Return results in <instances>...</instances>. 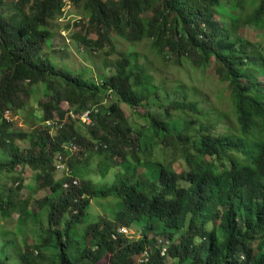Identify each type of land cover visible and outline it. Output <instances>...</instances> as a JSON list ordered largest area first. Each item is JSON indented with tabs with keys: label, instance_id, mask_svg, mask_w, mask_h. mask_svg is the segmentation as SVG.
Returning a JSON list of instances; mask_svg holds the SVG:
<instances>
[{
	"label": "trees",
	"instance_id": "trees-1",
	"mask_svg": "<svg viewBox=\"0 0 264 264\" xmlns=\"http://www.w3.org/2000/svg\"><path fill=\"white\" fill-rule=\"evenodd\" d=\"M74 1L83 4L98 33L94 41L83 38L86 44L101 45L108 27L123 32L128 27L134 41L150 39L164 58L173 54L179 65L187 60L203 69L213 57L218 78L227 84L237 128L207 134L210 126L197 123L194 129L191 112L204 116L198 102L158 86L155 76L136 60L121 59L96 82L43 59V42L54 37L50 25L64 15L66 0H15L8 17L0 11V176L11 177L16 184L0 182V216L6 219L17 211L21 221L27 216L39 220L37 226L46 234L34 248L51 247V264H100L108 256L110 264H134L146 251V264H264V85L259 80L264 72V43L259 46L237 37L240 24L264 29V0ZM4 3L0 0V9ZM226 5L248 12L232 15L225 11ZM215 14L224 24L214 21ZM176 90L184 92L181 86ZM109 97L110 102L104 103ZM38 98L43 111L35 113L36 122H51L28 137L11 127L7 115L20 113ZM64 100L70 105L67 111L60 106ZM120 103L132 109L145 103L155 109L150 111L153 124L148 129L154 135L146 142ZM167 105L181 114L161 120L170 113ZM87 110L90 124L80 117ZM214 115L220 119L221 115ZM78 123L88 127L89 139ZM216 123L209 122L214 127ZM20 137L30 143L27 152L16 143ZM166 139L175 143L176 155L188 170L177 172L176 158L166 164L152 160L157 148L167 145ZM72 144L77 147L72 149ZM94 145L96 154L105 157L92 169L93 175L101 171L103 178L98 181L87 176L89 163L79 165L76 157L81 147L91 157ZM56 152L67 158L61 176H55ZM117 156L125 162L110 165ZM17 165H22L19 172ZM26 167L34 169L36 180L50 189L38 215L26 201L18 200ZM98 199H109L108 207L118 208L115 215L108 207L107 211L120 224L142 223L141 238L119 233L121 228L105 218L88 222L92 202ZM82 223L85 229H80ZM1 244L4 253L13 242ZM14 251L17 259L5 252L1 263L38 264L41 258Z\"/></svg>",
	"mask_w": 264,
	"mask_h": 264
},
{
	"label": "rangeland",
	"instance_id": "rangeland-1",
	"mask_svg": "<svg viewBox=\"0 0 264 264\" xmlns=\"http://www.w3.org/2000/svg\"><path fill=\"white\" fill-rule=\"evenodd\" d=\"M114 1L118 2L119 0ZM14 2L15 0H5V6L0 9V11L7 14L5 15L6 17H8V14L11 13L13 9H15ZM222 3L224 4L225 1ZM217 8L219 9L218 6ZM225 11L232 15H244L248 12V9L245 11L238 9L236 11L232 8V6L226 5ZM149 14H152V12L150 11ZM229 18L232 19L231 17ZM79 19L82 20L79 21ZM230 19L227 22V25L229 26L232 25V21ZM214 21L219 22L220 24L223 23L218 14H215ZM50 28H52L51 30L54 32V37L49 39L48 42H43L44 50L41 55L43 59H50L51 62L55 63L59 67L69 69L75 74H79L83 77H92L90 79H93L96 82L101 81L99 76L104 73L111 72L110 67L115 68V64H118L121 59L128 58L132 63L133 60H136L137 62L142 63L147 68V71H150L155 76V83L158 86L166 88L167 92H175V94H178L180 97L187 94L190 99H195V101L198 102L199 108H203L204 116L200 117L198 113L196 114L191 112L189 119L191 118L190 120L193 121L194 129L197 126V123L210 126V128L206 131L207 134L210 131H213V134H217L227 130L229 127H233L234 129L237 128L235 110L231 98L229 97L227 84H222L221 80L218 78L216 70L217 65L213 57H210V61L203 69L196 67L194 64H190L187 60L183 61L184 65H179L177 64V61H175L173 54H167L164 58L163 55L152 46L150 39L143 38L142 40L134 41L130 36L128 27H125V32L115 26L112 28L108 27L106 28V30H108V34H106L104 40L101 41V45L99 44L95 47L92 43L86 44L82 40L83 38L94 41L97 39L98 33L90 24L89 14L84 9L83 4H77L74 0H66L64 15L62 17L58 16L55 20H53ZM237 37L239 39L247 40L250 44H257L261 46V44L264 43V29L261 30L249 25L240 24L237 31ZM106 38L108 39L106 40ZM262 74L263 75L259 76V80L264 85V72ZM178 86L183 87L184 92L177 91L176 89ZM186 90L187 93H185ZM39 99L40 98L30 100L24 108L19 110L20 113L13 112V115L8 113L7 118H9L12 122L11 127L13 129L22 131V134L31 137L34 134L35 129L43 130L45 129V125H49L48 121L50 120L41 123L36 122L37 117L35 113L37 114L42 110L38 106ZM110 100V97L106 98L104 103L110 102ZM145 103L135 107L134 109L128 107L125 103H120V106L125 115L128 116L130 123L137 128V131L144 133V136H146V142L149 135H154L150 133L148 129L152 127L153 124L150 117V111L155 109L146 107ZM60 106L65 111H67L70 107L68 102L65 100L61 102ZM166 108L170 109V113H168L167 116L161 117V120L163 121H168L169 119H172V117L176 118L181 114V112L174 110L171 106L167 105ZM165 109L163 108L161 111L166 113ZM217 113L218 115H221L218 120L214 115ZM209 122L217 123L214 127L210 125ZM78 125L80 126L83 134L87 136V139H89L88 127L80 123H78ZM52 134H55V131H52ZM160 137L165 140L166 136L160 134ZM160 137H156V141L159 143L162 141ZM16 143L19 148L22 149V152H27L29 149L30 143L25 137H20L17 139ZM165 144L167 145H163L164 147L159 146L157 148L155 156L152 160L166 164L170 159L176 158V162L174 163L176 171L181 173L188 170L186 162L182 160L179 155H176L175 143H172L171 139H166ZM167 146L170 147L167 149ZM71 147L75 149L77 145L72 144ZM81 149L82 150L76 155L79 159L77 163H79V165L81 163H89L87 167L91 169V171H89L86 167L88 171L87 176H93L96 181L101 180L103 178L101 171H97L93 175L92 173L95 171L92 169L93 167L101 165L105 162V157L96 154V145H94L95 152L91 157L89 151H85L82 147ZM126 150L129 153V158L133 160L130 148H126ZM141 157L144 158V156ZM53 158L54 161L56 158L63 159V166L61 164V169L56 171L55 176H61L63 172L66 173L67 158L60 156L59 152H56ZM206 160L212 167L211 159L206 157ZM122 162H125V159L122 156H117L111 161L110 165L117 166ZM104 165L106 166L107 164L105 163ZM21 167L22 165H17L16 171H21ZM152 171L158 172L155 167H152ZM36 173L37 172L34 169L26 167L22 179L24 186L18 194V200L20 202L26 201L30 210L38 215V212L45 209L42 204L44 203L46 196L50 194V189L44 188L40 185V182L36 180ZM0 182L7 183L8 186H16L11 177L6 178L5 175L0 176ZM108 201L109 199L93 200L91 207L92 213L89 211L90 215L86 216V220L90 223L101 221L103 218L111 220V222L113 221L117 224L118 228H121L119 233L128 235L130 239L134 238L135 240H139L143 234L141 227L144 225L142 226V223H138V225L134 224L132 227H129L127 225L120 224L116 217H114L118 208H112V206L108 207ZM107 207L110 210L112 209L111 212L114 215L107 211ZM38 222L39 220L35 222L31 216L23 217V221H21L17 211H14L12 215L6 219H3L0 216V244L5 241H11L14 245V247H12L13 245L8 246L5 252L15 259H17L19 255L15 253L14 249H17L20 254L24 252H33L34 255L41 256L38 264H51V257L54 256V252L51 247H43V250L34 248L35 244H40L42 242L43 237H45L46 234L45 232L40 231L37 226ZM47 226L48 224L44 227V229ZM122 227L126 228L128 233H124ZM85 228L86 224L82 223L80 225V229ZM117 236L118 235H115V238H117ZM178 236V239L180 240V234ZM150 238H153L152 234ZM159 239L164 240V237ZM1 246L2 244L0 245V249ZM5 252L0 253V260L1 257L5 256ZM143 257L147 263L148 258L145 254H143L137 257L134 264H146ZM11 260L12 259H10L9 262ZM110 261L111 258L108 256L100 264H110ZM17 263L18 262H15V264ZM0 264H2L1 261Z\"/></svg>",
	"mask_w": 264,
	"mask_h": 264
},
{
	"label": "built area",
	"instance_id": "built-area-1",
	"mask_svg": "<svg viewBox=\"0 0 264 264\" xmlns=\"http://www.w3.org/2000/svg\"><path fill=\"white\" fill-rule=\"evenodd\" d=\"M80 117L82 118V120L84 121V122H86V123H88V124H90L91 122H92V118H91V115H90V111L89 110H87V111H84L81 115H80ZM50 122H51V120L50 121H48V124H50ZM71 147V146H70ZM72 148V147H71ZM73 149V148H72ZM58 159V160H57ZM56 160H57V165H56V168L58 169V170H60L61 168V164H62V166H63V159H60V158H57ZM66 168V167H65ZM75 183H77V180H75ZM123 232L124 233H128V230L126 229V228H123ZM167 253V250L166 249H164L163 250V254L165 255ZM145 255H146V257L149 255V252H145ZM143 259H144V262H146L145 261V258L143 257Z\"/></svg>",
	"mask_w": 264,
	"mask_h": 264
},
{
	"label": "clouds",
	"instance_id": "clouds-1",
	"mask_svg": "<svg viewBox=\"0 0 264 264\" xmlns=\"http://www.w3.org/2000/svg\"><path fill=\"white\" fill-rule=\"evenodd\" d=\"M146 252H148V251H146ZM144 254H145V253H144ZM166 254H167V253H166ZM166 254H165V255H166ZM162 255H164V254L162 253Z\"/></svg>",
	"mask_w": 264,
	"mask_h": 264
}]
</instances>
